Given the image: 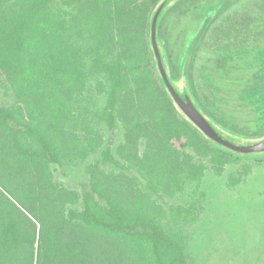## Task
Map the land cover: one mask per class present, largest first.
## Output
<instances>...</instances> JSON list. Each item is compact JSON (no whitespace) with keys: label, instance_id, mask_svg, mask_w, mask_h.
<instances>
[{"label":"trees","instance_id":"trees-1","mask_svg":"<svg viewBox=\"0 0 264 264\" xmlns=\"http://www.w3.org/2000/svg\"><path fill=\"white\" fill-rule=\"evenodd\" d=\"M162 1L0 0V72L13 95L0 102V264H195L187 226L207 164L221 174L241 157L263 163V152L211 139L172 98L151 42ZM262 9L233 0L215 14L183 87L241 143L250 141L223 129L201 70L214 75L256 49ZM254 78L246 97L264 100V70ZM104 123L120 128L114 148ZM78 166L82 190L57 179L55 167Z\"/></svg>","mask_w":264,"mask_h":264},{"label":"rangeland","instance_id":"rangeland-1","mask_svg":"<svg viewBox=\"0 0 264 264\" xmlns=\"http://www.w3.org/2000/svg\"><path fill=\"white\" fill-rule=\"evenodd\" d=\"M233 0H174L158 28V40L168 54L167 68L171 79L181 89L189 79L196 48L211 18ZM168 5V6H169ZM264 9H262L263 11ZM258 47L232 59L225 69L203 76V89L210 93L213 108L223 129L243 141L264 137V100L258 95L246 97L254 84V74L264 70V21L254 28ZM5 77L0 72V102L12 99L4 89ZM111 147L121 140L120 128L104 123ZM182 147V142L178 143ZM264 153V152H263ZM258 157H241L217 174L211 164L203 177L198 221L187 226V253L195 264H264V161ZM254 164L240 178L244 164ZM57 179L82 190L86 183L83 166L54 168Z\"/></svg>","mask_w":264,"mask_h":264},{"label":"water","instance_id":"water-1","mask_svg":"<svg viewBox=\"0 0 264 264\" xmlns=\"http://www.w3.org/2000/svg\"><path fill=\"white\" fill-rule=\"evenodd\" d=\"M173 0H163L156 8L151 23V42L159 71L166 83L172 98L179 108L192 120L207 136L216 142L242 153L264 152V137L252 142H238L223 134L217 126L200 110L190 91L180 89L171 79L166 65V58L158 40V22L161 14Z\"/></svg>","mask_w":264,"mask_h":264}]
</instances>
